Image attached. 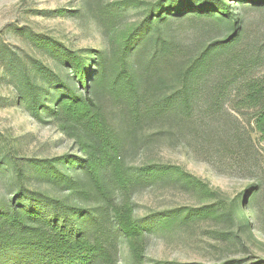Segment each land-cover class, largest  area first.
Returning <instances> with one entry per match:
<instances>
[{
  "label": "rangeland",
  "instance_id": "374dc122",
  "mask_svg": "<svg viewBox=\"0 0 264 264\" xmlns=\"http://www.w3.org/2000/svg\"><path fill=\"white\" fill-rule=\"evenodd\" d=\"M158 1L0 0V204L20 187L15 179L17 166L24 170L26 187L62 195L42 175L45 161L68 154L87 155L77 137V126L66 127L62 118L45 110L36 117L21 97L26 87L24 72L37 87L48 86L39 66L56 76L72 77V64L54 55L47 41L54 40L84 56L87 71L94 66L92 58L101 55L109 73L116 67L137 71L139 56L125 50L124 39ZM230 3L240 20V41L234 52L246 58L247 79L264 83V4L248 0ZM166 33L179 49L178 56L216 36L202 31L196 19L179 21ZM90 75L88 86L94 85L95 76ZM128 75L126 71L122 74L124 84ZM108 84L109 80L101 81L91 96L109 123L115 143L119 142L124 163L132 167L176 165L206 184L200 189L168 177L144 183L132 192L133 216L137 218L181 207L210 208L205 216L188 219L182 211L171 225L146 232L141 264L264 263V140L255 126L257 108L237 104L239 94L233 91L222 108L211 109V114L193 103L190 110L175 108L161 119L144 115L154 108L152 96L133 98L122 92L120 84L115 86L117 92ZM49 92L54 93V89ZM47 102L52 108L59 104L52 99ZM134 105L141 118L132 122ZM237 120L245 134L243 142L236 139L240 134ZM251 185H256L259 193L254 209L253 189L244 193ZM109 210L110 218L113 213ZM114 228L107 222L103 231L108 236L102 235L112 251L111 261L85 264H139L127 238L115 235Z\"/></svg>",
  "mask_w": 264,
  "mask_h": 264
},
{
  "label": "trees",
  "instance_id": "16d2710c",
  "mask_svg": "<svg viewBox=\"0 0 264 264\" xmlns=\"http://www.w3.org/2000/svg\"><path fill=\"white\" fill-rule=\"evenodd\" d=\"M231 1L240 2L159 0L152 4L146 17L129 30L124 39L125 50L139 56L135 65L137 71L116 67L109 73L102 55L99 59L92 58L94 66L87 71L84 56L54 40L47 41L54 55L72 64V77L56 76L48 68L39 66L48 86L37 87L24 72L22 79L26 80V87L21 97L36 117L40 118L41 111L45 110L46 114L62 118L66 127L77 126L80 129L77 137L87 155L80 158L68 154L45 161L41 173L62 195L26 187L24 170L17 166L15 179L20 187L0 204V261L3 264L110 262L112 251L103 238L108 236L103 231L107 222L114 224L115 235L127 238L134 257L141 264L146 232L171 225L182 211L187 219L205 216L210 211L208 206L204 209L181 207L150 213L144 218L134 217L130 197L144 183L172 177L195 188L202 189L206 184L172 164L145 163L140 167L125 164L120 156L119 142L115 143L109 123L96 108L91 93L101 81L107 83L109 80L108 85L116 92L115 86L120 84L122 92L127 91L133 98L141 94L152 96L154 108L144 115L154 114L162 119L175 108L190 110L193 103L200 104L211 114V109L222 108L225 98L235 91L239 94L237 104L257 108L255 126L264 140V83L247 79L246 58L234 52L240 41V20L232 10ZM248 1L254 5L264 4V0ZM192 19L198 20L202 31H212L216 36L178 56L179 49L166 30L179 21ZM124 71L129 74L126 84L122 81ZM90 74L95 79L94 85L88 86ZM143 86L146 89L142 92ZM50 89H54V93L49 92ZM242 91L244 94L240 96ZM51 99L59 103L57 108L47 102ZM138 112L134 105L130 113L132 122L140 120ZM237 123L240 134L236 139L243 142V127L238 120ZM94 141L98 150H95ZM250 187L254 209L259 193L256 185L249 186L244 193ZM109 208L113 213L110 218L107 216Z\"/></svg>",
  "mask_w": 264,
  "mask_h": 264
}]
</instances>
